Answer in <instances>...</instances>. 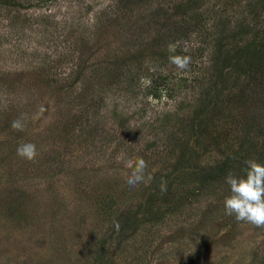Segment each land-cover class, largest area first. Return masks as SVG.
Returning <instances> with one entry per match:
<instances>
[{
    "label": "rangeland",
    "instance_id": "obj_1",
    "mask_svg": "<svg viewBox=\"0 0 264 264\" xmlns=\"http://www.w3.org/2000/svg\"><path fill=\"white\" fill-rule=\"evenodd\" d=\"M245 2L0 0V264H264V227L223 208L227 173L264 164Z\"/></svg>",
    "mask_w": 264,
    "mask_h": 264
},
{
    "label": "clouds",
    "instance_id": "obj_2",
    "mask_svg": "<svg viewBox=\"0 0 264 264\" xmlns=\"http://www.w3.org/2000/svg\"><path fill=\"white\" fill-rule=\"evenodd\" d=\"M169 51L174 52V46L170 45ZM169 61L177 69L184 70L190 64L191 58L173 55L169 57ZM11 127L17 131L24 130V124L20 119L14 120ZM16 153L21 158L32 160L37 155L36 145L33 143L20 144ZM244 165L243 175H236L229 171L224 177L229 188V195L223 200L224 213L233 216L237 222H245L262 228L264 227V164L256 160H246ZM146 167V162L140 160L133 170L128 184L135 186L142 181Z\"/></svg>",
    "mask_w": 264,
    "mask_h": 264
},
{
    "label": "trees",
    "instance_id": "obj_3",
    "mask_svg": "<svg viewBox=\"0 0 264 264\" xmlns=\"http://www.w3.org/2000/svg\"><path fill=\"white\" fill-rule=\"evenodd\" d=\"M264 0H256V2L252 3V4H249L247 2H245V8H246V15H245V18H247L248 16L250 15H254L256 16L257 20L256 22L260 19V18H264V3H263ZM192 4H190V6H188V8H191ZM175 8H179V5L177 4L175 6ZM184 7H180L179 10L181 12H184L186 13L187 9H183ZM190 10V9H188ZM251 20V19H250ZM240 26V25H239ZM179 31V29H176L175 32ZM242 34V33H241ZM218 41H220V39H218ZM254 58V57H253ZM243 64L245 66H248L249 65V62H248V59H245L243 60ZM244 68V67H243ZM182 167V166H179V168Z\"/></svg>",
    "mask_w": 264,
    "mask_h": 264
}]
</instances>
